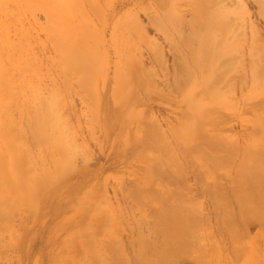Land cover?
Masks as SVG:
<instances>
[{
  "label": "rangeland",
  "instance_id": "1",
  "mask_svg": "<svg viewBox=\"0 0 264 264\" xmlns=\"http://www.w3.org/2000/svg\"><path fill=\"white\" fill-rule=\"evenodd\" d=\"M59 1L63 10L40 0L36 13L22 0H0V22L17 18L13 38L15 25L39 18L33 55L1 46L0 69L40 60V101L55 102L53 115L40 111L48 141L32 148L30 164L10 163L18 143L8 149L0 131V183L14 176L15 185L0 187L10 204L0 221V264H264L261 3L242 0L247 13L235 15L247 29L232 35L227 26L219 38L238 47L241 62L221 63L225 55L182 72L187 43H198L202 3L212 9L216 0ZM77 45L89 58L72 70L61 49ZM246 47L253 50L243 56ZM35 95L13 108L19 126ZM27 132L22 140L33 145Z\"/></svg>",
  "mask_w": 264,
  "mask_h": 264
},
{
  "label": "bare ground",
  "instance_id": "2",
  "mask_svg": "<svg viewBox=\"0 0 264 264\" xmlns=\"http://www.w3.org/2000/svg\"><path fill=\"white\" fill-rule=\"evenodd\" d=\"M52 1L56 4V8L58 10H63L60 7L61 3L59 0H52ZM212 1L213 0H206L207 3H213L214 1L213 2ZM260 1L261 0H257L256 2L258 4L259 3L262 4L263 1H261V2ZM22 2L29 9L33 10V12L37 13V11H40V0H22ZM261 4H259V6H260L259 9L264 10V6L262 7ZM211 5H213V4H209V6H211ZM214 5L215 6L211 9L209 6H207L205 4V2L202 3V10H201L202 11V22L201 21H200L201 23L199 22V27H197V30L194 33V36H195L194 39H197L198 43L195 45V44L187 41L188 43L186 46H188L187 48H189L188 53H190V51H191V53L189 54V55H191V57L189 55H186V56H188V58L190 57V59L187 58V59H183L181 61L182 63H184V66H182L179 63L180 65H178V67H179L180 71L184 70V68L188 67V66L190 68L191 65H192V67L193 66L202 67V65H204V63L206 64L207 61H211L214 58H217V59H219L220 57L224 58L225 55H226V57L229 56L228 57L229 60L226 58L222 59L221 63L223 61L225 63L226 60H227V65H228V63L230 64V62H232L233 65H235V63H237V62H241L240 61L241 57L238 55V53H240L238 47L233 45V47H231V49H226L220 43L221 42L220 40L222 39L223 41H225V35L228 31L227 26L229 27V32H230V34L232 33V35L235 34L237 32V30L240 31V30H244V29L246 30L247 29V23L245 22V18L243 16H241L242 17L241 18L240 15L238 17L235 15V14H237V12H240L239 9L243 12V14L246 15L247 9H246L245 2L242 0H230V1L229 0H216V2H214ZM234 5H236L237 8L236 7L232 8ZM261 10H260V14H261V16H263L261 13L262 12ZM5 13H7V12H5ZM234 15L237 18V19L232 18L233 21L232 20L231 21L234 23H232V22L228 23V21H227V24L223 23V21H226L227 18L234 16ZM28 16L30 17V15H28ZM10 17H11V15H10ZM204 17H206L208 19H206ZM238 18L241 19V21L243 23H238V22H241V21H238ZM205 19H206V21H205ZM219 19H224V20L221 21ZM247 19H248V21L247 20L246 21L249 23L248 25H250V23H251L250 26L252 28V25H253L252 22L253 21L250 22V18H247ZM13 21H17V18L15 20H11V18H9V20H7L5 22H0V26L3 28V30L1 31V36L4 38V41L2 42V44H0V66L3 64V62L1 61V57H2L1 56V50H2L1 46H4L5 48L8 47L9 50H13V51L18 49L17 51L20 52V55L22 57L24 55H27V56L33 55V53H32V51H33V47H32L33 33H32L31 27H33V25L38 26L39 18L36 16V14L35 15L33 14V22L31 21L30 23L27 24V23H24L22 21L20 23V25H18V26L15 25V29H14L15 37L14 38H13V36H11V29H12V27H14V25H12V23H14ZM233 26H235V28ZM39 27H40V25H39ZM221 30H223V31H221ZM216 32H218V34L220 32V34L223 35V36H218V39L221 38L218 40V42L220 44H217V42L215 40L216 38H214V34ZM51 34H53V33H51ZM54 37L58 40L59 43L61 42V45H64L65 34H63V32H61V31L56 32ZM230 37H231V35H230ZM182 40L184 41V42L182 41L183 43L186 42L185 39H182ZM227 40H229V39L227 38ZM16 45H20L19 48H16L15 47ZM252 50H253V48H252ZM252 50H251V47H249V48L246 47L242 50V55L247 56L251 53ZM61 52H62V58H63L64 63L66 64V66L68 68H70L72 70H74V68H76V67H81V65L86 64V62L89 58V56H88L89 50L85 47L80 46V45H77L71 49L62 48ZM90 55H92L91 51H90ZM251 56L253 57L254 55H251ZM38 57H39V55H38ZM19 60L20 59H18V62L17 61L13 62L9 69H4V70L0 69V79H1V77H3L5 80V82L3 84V88H1V86H0V94L4 93L9 98V101L1 102L2 104L0 103L1 104L0 110L3 114V117L0 118V131L3 133L2 139H3L5 145L8 149L10 148V145L13 141H17L18 145L15 146L14 148H12L11 155H10L9 159H10V163L14 164L15 162H18L22 168L25 164L31 163V160L33 159L32 148L40 146V143H45L48 141L46 138H44V134L40 130V111L44 110L47 112L48 115H49V113H50V115H53V113H55V111L52 108H55V102H51V101L45 102L43 100H42L43 102L40 101V60L39 61H31L28 59V61H26V62L24 61V63H22V62L19 63ZM249 60H251V59H249ZM253 61H255V60L253 59ZM242 62L245 65L246 62L244 60ZM247 62H248V59H247ZM251 63H253V62H251ZM253 64L251 66H253ZM207 66H209L208 62H207ZM207 66H206V70L208 69ZM217 66H218V64H217ZM255 69L253 71V68H252L251 72L254 73L255 71H257ZM218 70H219V68H218ZM15 72H17V73H15ZM223 73H225V74H223ZM226 73H227V71H225V72L221 71L220 75H222L225 79V76H227ZM257 73H259V71H257ZM186 83H188V82H186ZM30 90L32 92L36 93L34 98L31 99L32 104L30 103L32 108H33V113H32V116L30 117V119L27 120L28 122H26V125L25 124L23 125V123L21 121L22 124L19 126L18 124H16L15 120L13 119L12 110H13V108L17 109L22 105V103H20L19 100L23 99L25 97V95H28ZM40 102H41V105H43L42 108H40ZM57 105H58V102H56V106ZM48 121H50V120H48ZM26 127L31 132L33 145L28 143L27 139H26L27 142L25 141V139H24L25 142L22 140L23 137L21 135H23L24 133L25 134L28 133ZM16 130H17V133H16ZM4 131H5V133H4ZM3 155L4 154L1 155V153H0V159H2ZM30 167H29V169H31ZM15 169H17V171H18L17 167ZM17 171H15L14 174H16ZM13 177L12 178L8 177L9 179L0 183V187L2 184L3 185L10 184L11 186L15 187L14 182H13ZM39 177L40 176L33 177L32 178L33 183H37L36 179H38ZM255 177H256V175H255ZM259 177H262V176L260 175ZM256 178H258V177H256ZM258 179H261V178H258ZM263 185L264 184H262L261 185L262 187H261L259 184L258 185L256 184L255 188H256V186H258V187L260 186L261 188H260V190H258V192L263 191V194H264ZM257 189H259V188H257ZM2 194L3 193L0 192V221L8 219V215L6 214V212H4L3 207L10 205V204L8 205L7 197H5ZM177 244H178V242H177ZM177 244L175 243V245H177ZM173 245H174V242H173ZM141 256H140V260H143L146 258L145 255H143L142 257Z\"/></svg>",
  "mask_w": 264,
  "mask_h": 264
}]
</instances>
